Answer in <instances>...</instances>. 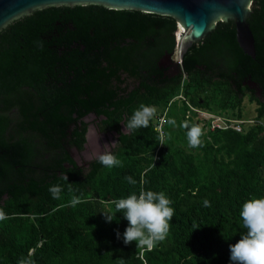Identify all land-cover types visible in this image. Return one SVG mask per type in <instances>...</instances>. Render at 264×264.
<instances>
[{
    "label": "trees",
    "instance_id": "obj_1",
    "mask_svg": "<svg viewBox=\"0 0 264 264\" xmlns=\"http://www.w3.org/2000/svg\"><path fill=\"white\" fill-rule=\"evenodd\" d=\"M248 22L255 58L240 47L234 22L219 21L175 67L172 16L59 5L0 31V208L8 215L0 221V264H231L229 246L247 232L242 206L264 198V0H255ZM246 97L257 103L256 116L241 131L195 119L194 108L246 118ZM141 104L156 116L126 134ZM91 115L101 132L119 135L112 153L122 166L73 158L74 148H85ZM184 121H203V147H189ZM53 185L62 187L60 199ZM148 190L164 192L175 209L167 238L150 251L124 243L123 213L111 222L103 213ZM73 196L86 202L72 207Z\"/></svg>",
    "mask_w": 264,
    "mask_h": 264
},
{
    "label": "clouds",
    "instance_id": "obj_2",
    "mask_svg": "<svg viewBox=\"0 0 264 264\" xmlns=\"http://www.w3.org/2000/svg\"><path fill=\"white\" fill-rule=\"evenodd\" d=\"M156 112L157 109L154 106L141 104L125 123V133L147 128L150 121L156 116ZM164 123L172 127L177 126L175 119H168ZM180 127L186 130L189 147L200 148L204 146L202 137L205 133L200 125H190L188 121H184ZM167 138L170 139L171 137L168 136ZM158 139L160 144H165L164 133L161 132ZM95 158L109 169L122 166V162L111 150L100 151ZM62 178L68 179L67 175H63ZM125 179L129 184L135 185L136 183L132 176H127ZM49 192L54 199H60L62 187L53 185L49 188ZM85 202L79 196H73L70 201L72 207ZM172 203L173 201L164 192L141 191L139 195L133 193L126 198L115 201L114 210L103 211V213L107 222H111L116 213H123L129 222L123 233L124 243L127 245L135 241L137 248H145L150 251L158 243L164 241L170 232V221L175 216V209L171 207ZM203 204L205 207H211V203L207 199L204 200ZM240 216L247 232L236 243L229 246L231 264H264V198L247 200L242 206ZM6 219H8L7 213L0 208V221ZM195 228L198 226L194 225L193 229ZM117 238H120L118 231ZM19 264H34V261L21 260ZM120 264H124L123 259H120Z\"/></svg>",
    "mask_w": 264,
    "mask_h": 264
},
{
    "label": "water",
    "instance_id": "obj_3",
    "mask_svg": "<svg viewBox=\"0 0 264 264\" xmlns=\"http://www.w3.org/2000/svg\"><path fill=\"white\" fill-rule=\"evenodd\" d=\"M255 0H0V31L12 21L48 6L99 4L114 9H133L174 17L179 23L174 67L183 62L188 49L218 27L232 21L244 52L256 57L253 31L248 18ZM123 128L125 129L124 125ZM91 131V130H90Z\"/></svg>",
    "mask_w": 264,
    "mask_h": 264
},
{
    "label": "rangeland",
    "instance_id": "obj_4",
    "mask_svg": "<svg viewBox=\"0 0 264 264\" xmlns=\"http://www.w3.org/2000/svg\"><path fill=\"white\" fill-rule=\"evenodd\" d=\"M244 115L246 116V118H243L241 120L243 121H247L248 124H252L254 122L255 116H256V107H257V103L256 102H251L249 100L248 97L245 98L244 103ZM195 111L198 112V115L195 116L196 120H199L198 117L200 119H204V118H209L208 114H213L211 112H208L206 110H201L198 108H194ZM211 119V118H209ZM163 120H165V118L163 117V119H161L160 123L163 122ZM203 121L200 123V125H203ZM163 132V126L160 128ZM90 132H89V141L85 147L84 150L82 151H74L75 153L74 155L78 157L79 162L82 164L84 162H88L91 159H94L96 154L98 152H103L104 150H108L107 147H109V145H111V143H114V137H112L111 135H108L107 133H99V131L97 130V128L93 125H91L90 127ZM107 146V147H106Z\"/></svg>",
    "mask_w": 264,
    "mask_h": 264
},
{
    "label": "flooded vegetation",
    "instance_id": "obj_5",
    "mask_svg": "<svg viewBox=\"0 0 264 264\" xmlns=\"http://www.w3.org/2000/svg\"><path fill=\"white\" fill-rule=\"evenodd\" d=\"M178 64H179V63H178ZM178 64H177V65H178ZM250 87L256 90L257 95L262 96V94H263L262 89L259 87V85H258L256 82H254V81H250ZM94 118H95L94 115H91V116L88 118V120L90 121V127H91V125H93V126H95V127L97 128V130L99 131V133H101V134H102V133H107L108 135H111L112 137H114V143H113V144L111 143V145H109V147L106 146V147L108 148V150H111V151H112V149L117 145L119 135H118L116 132H101V130L98 128L96 122H95V121H92ZM90 127H89V131H88V133H87V143H88V141H89ZM123 129H124V128H123ZM124 130H126V128H125ZM87 143H86V145H87ZM86 145H85V147H86ZM84 149H85V148H84ZM84 149H83V150H84ZM73 150H74V151H80V150H78L77 148H74ZM73 150H72V152H73ZM81 151H82V150H81ZM103 151H104V149H103ZM74 154H75V153L73 152L72 156H73V158L77 161V163H78L80 166H87V165H89L90 161L92 160V159H91L90 161H88V162L86 161V162H84V163L81 164V163L79 162V160H78V157L75 156Z\"/></svg>",
    "mask_w": 264,
    "mask_h": 264
},
{
    "label": "built area",
    "instance_id": "obj_6",
    "mask_svg": "<svg viewBox=\"0 0 264 264\" xmlns=\"http://www.w3.org/2000/svg\"><path fill=\"white\" fill-rule=\"evenodd\" d=\"M208 115H209V118H211V123H212L211 128L212 129L234 127L237 131H241L242 127H243L242 124H245V122H247V121H243L241 119L237 120V119H232V118H226V117H223L220 115H213V114H208ZM161 119H163V118H161ZM161 127H162V123H160L157 126V129H159V131H160ZM160 132H162V131H160ZM156 158H157V156H156Z\"/></svg>",
    "mask_w": 264,
    "mask_h": 264
}]
</instances>
